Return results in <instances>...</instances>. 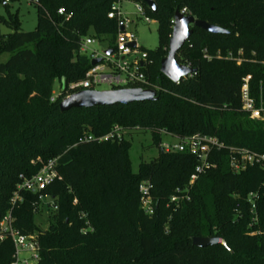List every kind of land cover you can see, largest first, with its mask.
<instances>
[{
  "label": "trees",
  "instance_id": "16d2710c",
  "mask_svg": "<svg viewBox=\"0 0 264 264\" xmlns=\"http://www.w3.org/2000/svg\"><path fill=\"white\" fill-rule=\"evenodd\" d=\"M29 1L37 23L23 31L0 0L6 11L0 25L11 29L0 31V57L7 55L0 60V221L12 207L19 175L29 177L56 159L59 177L40 193L20 190L22 200L11 208L14 228L37 238V264H264V168L234 173L228 150L213 151L210 167L188 187L189 198L173 209L169 197L188 186L197 163L192 154L159 149L156 159L133 172L128 139L84 140L117 125L149 133L158 148L163 132L199 133L264 153V123L242 109L240 98L248 77L251 96L264 101V0H153L155 12L136 0L158 23V46L146 50L145 70L156 100L67 112L60 111L59 98L50 101L54 84L84 77L90 59L79 46L90 32L114 42L118 22L107 12L116 0ZM183 8L228 32L194 27L176 59L196 72L174 83L159 68L174 12ZM142 181L151 184L152 214L141 207ZM39 195L56 204L45 230L34 222ZM195 236H220L227 247L194 246ZM13 254L7 237L0 242V264H9Z\"/></svg>",
  "mask_w": 264,
  "mask_h": 264
},
{
  "label": "built area",
  "instance_id": "2783aa9c",
  "mask_svg": "<svg viewBox=\"0 0 264 264\" xmlns=\"http://www.w3.org/2000/svg\"><path fill=\"white\" fill-rule=\"evenodd\" d=\"M124 1L131 3L134 11L130 12L123 9L122 3ZM3 2L9 3L10 0H3ZM180 12L188 14L185 8L181 9ZM58 13H64L63 7L58 9ZM107 16L118 22V32L114 42L110 44L106 41V46L100 50H95L90 47L95 43V39L91 36L84 37L79 46V53L87 55L90 61L95 58H99V61L93 65L90 63V67L86 70L83 78L64 85L58 94L53 92L50 97L51 102H55L58 98L61 100L80 90H97L96 87L102 84L107 85L108 89L137 87L154 89L150 85L145 73L149 65L147 51L141 50L133 26L137 20L152 23L156 19L148 15L145 7L136 0L114 1L110 5ZM132 43H134V46H132ZM108 49H111L110 54L106 53ZM204 56L210 59L208 55L205 54ZM240 98L242 109L251 118L264 123V101L260 98L257 103L256 99L251 96L248 77H243L242 79ZM163 134L168 139H162L159 144V149L162 152H186L192 154L197 162L194 171L189 177L188 186L186 188H176L175 193L169 197L168 205H173V209H177L182 201L189 198L187 193L188 187H191L194 181L210 167V155L213 151L228 150L229 166L234 173H239L252 165L264 168V153L252 151L245 147L226 146L216 136L197 133L185 137H173L164 132ZM123 138V129L115 125L105 135L98 137L87 135L84 137V140L95 139L97 141H103L110 139L121 141ZM55 164L56 159H50L42 164L37 173L29 177L20 174V182L17 184L16 190L10 200L11 206L13 207L17 202H21L20 190L40 193L48 184L58 178ZM150 188L151 184L149 181H142L138 187L141 194V207L147 214L153 213V200L150 196ZM43 198L42 195H39L40 202ZM49 206L56 209V204L53 199H51ZM251 207L252 209L254 208L253 202ZM11 208L0 221V242L9 237L14 246L13 260L9 264H37L39 260V244L37 238L35 235L22 234L14 228ZM82 217H86V214L83 213ZM253 223H257L256 216L253 217L251 225ZM89 229H91L89 226L83 228V230ZM254 233H259V231H253L252 234Z\"/></svg>",
  "mask_w": 264,
  "mask_h": 264
},
{
  "label": "water",
  "instance_id": "95a60500",
  "mask_svg": "<svg viewBox=\"0 0 264 264\" xmlns=\"http://www.w3.org/2000/svg\"><path fill=\"white\" fill-rule=\"evenodd\" d=\"M144 2L152 12L156 11L153 0H144ZM194 27L215 34L228 32V30L222 27L211 24L205 20L196 19L193 15L184 14L176 10L173 15V26L168 40V52L166 56L161 58L159 68L160 72L174 83H178L181 79L196 72L195 68L181 63L176 59L177 52L188 40ZM132 46H134V43H132ZM106 53L110 54L111 49L106 50ZM98 61L99 58H95L92 59L90 63L93 65ZM156 98V91L151 88L137 87L107 90H80L61 99L58 103V107L61 112H67L71 109L114 106L119 104L127 105L129 103L147 100L153 101L156 100ZM192 244L197 247H205L214 244H221L227 247L226 241L220 236H195L192 238Z\"/></svg>",
  "mask_w": 264,
  "mask_h": 264
},
{
  "label": "rangeland",
  "instance_id": "374dc122",
  "mask_svg": "<svg viewBox=\"0 0 264 264\" xmlns=\"http://www.w3.org/2000/svg\"><path fill=\"white\" fill-rule=\"evenodd\" d=\"M8 4V9L11 14H17L19 28L23 31L33 30L37 23V11L36 5L29 0H10ZM123 9L127 11H134V7L131 3L124 1ZM0 14L6 16V11L0 4ZM158 23L157 21L152 23H145L142 20H137L133 29L137 36V41L141 46V50H155L158 46V34H157ZM0 31L7 33L11 29L7 26L0 25ZM89 36L95 39V43L90 47L95 50H100L107 45L108 37L101 36L97 37L92 32ZM7 55L0 57V60L6 59ZM64 86V81H56L52 93L58 94L60 89ZM97 90H107V85H98ZM51 93V94H52ZM124 138L128 139L131 143L129 149L128 157L130 160L131 170L136 172L140 162H147L151 159H156L158 157L159 148L152 143V139L149 133H144L136 129H123ZM162 139H168L164 134H162ZM51 203L50 197H44L41 200L40 205L35 210L36 215L34 217V222L42 230L47 229L49 225V211ZM167 222L164 223V229Z\"/></svg>",
  "mask_w": 264,
  "mask_h": 264
}]
</instances>
